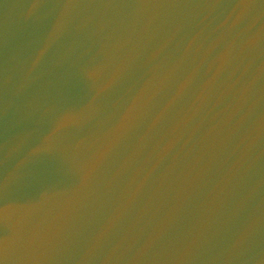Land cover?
<instances>
[{
  "label": "water",
  "instance_id": "1",
  "mask_svg": "<svg viewBox=\"0 0 264 264\" xmlns=\"http://www.w3.org/2000/svg\"><path fill=\"white\" fill-rule=\"evenodd\" d=\"M0 264H264V0H0Z\"/></svg>",
  "mask_w": 264,
  "mask_h": 264
}]
</instances>
